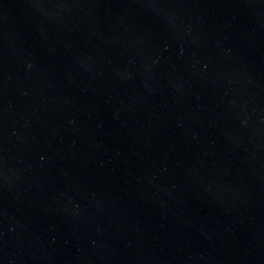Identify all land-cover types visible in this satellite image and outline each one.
Wrapping results in <instances>:
<instances>
[{"label": "water", "instance_id": "water-1", "mask_svg": "<svg viewBox=\"0 0 264 264\" xmlns=\"http://www.w3.org/2000/svg\"><path fill=\"white\" fill-rule=\"evenodd\" d=\"M0 264H264V0H0Z\"/></svg>", "mask_w": 264, "mask_h": 264}]
</instances>
